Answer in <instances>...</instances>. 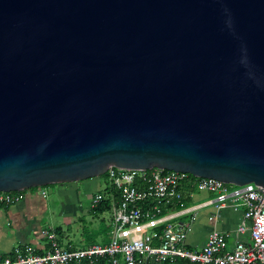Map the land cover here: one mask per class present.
<instances>
[{
  "label": "water",
  "instance_id": "obj_1",
  "mask_svg": "<svg viewBox=\"0 0 264 264\" xmlns=\"http://www.w3.org/2000/svg\"><path fill=\"white\" fill-rule=\"evenodd\" d=\"M109 166L264 191V0H0V192Z\"/></svg>",
  "mask_w": 264,
  "mask_h": 264
},
{
  "label": "built area",
  "instance_id": "obj_2",
  "mask_svg": "<svg viewBox=\"0 0 264 264\" xmlns=\"http://www.w3.org/2000/svg\"><path fill=\"white\" fill-rule=\"evenodd\" d=\"M104 173V190L91 196L89 209L107 200L110 232L106 243L60 246L52 230H42V251L29 244L16 246L11 254H0V264H93L101 257H106L108 264H148L149 260L174 258L186 259L191 264H264V191L256 185L246 183L229 188L216 179L158 168L130 171L109 166ZM181 186L214 195L206 202L214 209L208 220L215 218V212L228 199L241 206L242 216L233 232L246 234V238L228 247L226 234L212 228L199 249L185 248L184 239L194 213L191 211L192 215L182 221L171 219L195 207L187 208L182 203ZM34 188L41 197L45 196V188ZM23 191L0 192V206L21 200ZM168 206L175 209L162 212Z\"/></svg>",
  "mask_w": 264,
  "mask_h": 264
},
{
  "label": "crops",
  "instance_id": "obj_3",
  "mask_svg": "<svg viewBox=\"0 0 264 264\" xmlns=\"http://www.w3.org/2000/svg\"><path fill=\"white\" fill-rule=\"evenodd\" d=\"M77 183L85 187L89 183H92V181L86 182L85 180H81L78 182L60 183L56 184V188H53L58 199V207H56L58 218L55 222H50L46 225L45 219L51 221L54 215L52 214L53 208L50 207V204L46 200V189L44 197L39 195L37 188L24 189L21 200L0 206V254L9 255L12 253L14 247L25 244H29L37 250L42 251L45 247V238L40 233L42 230H52L60 246L84 247L92 243H106L108 235L100 238L98 242L91 241L84 243L85 239H82V235L76 239V242L72 241L63 233V229L59 226V224L66 225V223L80 220L75 214L76 209L81 210L77 197ZM180 192L182 203L187 208L195 207V209L171 219V221H182L188 215H192V212L194 213V219L184 239L183 245L185 248L199 249L204 243L207 232L212 228L226 234V244L228 247H231L236 240H244L246 238V234L237 235L233 232L235 225L242 216L243 208L241 206L233 205L228 199L215 212V218L208 220L207 217L214 214V209L211 204L206 202L214 195L206 191H197L194 188L188 190V186H181ZM174 209V206H168L162 208V212H169ZM84 212L88 211L84 210ZM53 223H56V225H52ZM175 259L183 258L165 260L172 262ZM159 262L149 260L148 264H158Z\"/></svg>",
  "mask_w": 264,
  "mask_h": 264
},
{
  "label": "rangeland",
  "instance_id": "obj_4",
  "mask_svg": "<svg viewBox=\"0 0 264 264\" xmlns=\"http://www.w3.org/2000/svg\"><path fill=\"white\" fill-rule=\"evenodd\" d=\"M85 181H92V183H89L85 187L80 183H77V197L82 211L76 209L75 214L80 218V220L66 223V225L59 224V226L61 227V229H63V233L72 241L76 242V239H78L82 235V239H85L84 243L91 241L98 242L100 241V238L106 237V235H108V233L110 232L109 214L107 211H103L100 214L96 215L92 214L89 209V204L91 196L96 191H99L104 187L105 179L103 174H101L97 177L88 178V180ZM56 186V184H47L42 186L47 190L46 200L50 204V207L53 208L52 214H54L51 221L45 219V225L50 222H55V220L58 218V213L56 210V207H58V199L55 191L53 190V188H56ZM228 187L232 188L233 185H229ZM84 210H87L88 212H84ZM52 225H56V223H53Z\"/></svg>",
  "mask_w": 264,
  "mask_h": 264
},
{
  "label": "trees",
  "instance_id": "obj_5",
  "mask_svg": "<svg viewBox=\"0 0 264 264\" xmlns=\"http://www.w3.org/2000/svg\"><path fill=\"white\" fill-rule=\"evenodd\" d=\"M102 174H103V176L105 175V173H102ZM228 186H229V184H228ZM191 189H192L191 187H188V190H191ZM102 190H104V189H102ZM106 201L107 200L98 204L96 207L90 209V212L92 214L96 215V214H100L103 211H106V209L108 207V203ZM106 259H107L106 257L98 258L93 264H108L106 262ZM158 264H191V263L188 262L186 259H175L172 262H169L168 260H163V261H160Z\"/></svg>",
  "mask_w": 264,
  "mask_h": 264
},
{
  "label": "flooded vegetation",
  "instance_id": "obj_6",
  "mask_svg": "<svg viewBox=\"0 0 264 264\" xmlns=\"http://www.w3.org/2000/svg\"><path fill=\"white\" fill-rule=\"evenodd\" d=\"M85 180H88V179H85Z\"/></svg>",
  "mask_w": 264,
  "mask_h": 264
}]
</instances>
